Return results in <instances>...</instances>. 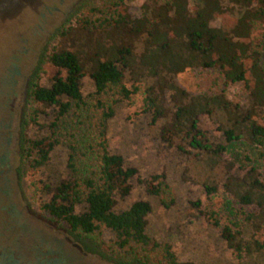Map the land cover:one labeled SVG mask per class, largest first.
<instances>
[{"label": "trees", "instance_id": "trees-1", "mask_svg": "<svg viewBox=\"0 0 264 264\" xmlns=\"http://www.w3.org/2000/svg\"><path fill=\"white\" fill-rule=\"evenodd\" d=\"M131 1L100 0L82 8L74 26L61 33L64 44L45 54L42 64L50 72L46 85L37 78L30 85L20 123V156L29 185L43 197L40 210L74 238L120 261L191 264L178 262L168 245L146 234L148 202L115 210L117 200L130 194L136 170L111 152L109 121L130 99L134 85L143 83L156 136L179 148L189 138V148L201 155L188 152V162L207 168L204 186L215 192L227 170L221 169L225 146L205 141L200 116L218 124L226 143L247 139L264 147V119H254L264 111V0H146L137 19L129 13ZM197 67L218 70L227 83H243L247 101L239 106L220 94L194 97L174 84L178 74ZM86 78L94 92L84 97ZM169 90L177 104L172 113L164 107ZM58 149L67 151V160L63 171L52 176ZM162 177H150L145 189L169 207L172 192ZM257 178L253 169L242 178H227V189L242 206L261 208L256 220L264 218V184ZM252 226L250 233L225 228L221 235L237 252L262 256L264 227ZM106 231L113 238L108 243L103 241Z\"/></svg>", "mask_w": 264, "mask_h": 264}, {"label": "rangeland", "instance_id": "rangeland-1", "mask_svg": "<svg viewBox=\"0 0 264 264\" xmlns=\"http://www.w3.org/2000/svg\"><path fill=\"white\" fill-rule=\"evenodd\" d=\"M99 1L0 0V264H135L107 256L88 240H78L51 222L40 210L43 197L29 185L28 168L20 156V123L30 85L36 78L46 85L50 72L42 64L45 54L64 44L60 35L74 26L82 8ZM144 3L146 0L130 2L133 19L142 16ZM121 38L114 40L120 43ZM174 84L194 97L220 94L239 106L247 101L244 84L227 83L216 69H187L174 78ZM134 87L135 91L126 84L134 92L118 105L107 132L111 152L120 155L127 168L136 170L130 194L117 200L115 210L136 201L148 202L151 212L146 217V234L152 241L168 245L178 262L264 264V254L239 253L221 235L225 228L250 233L253 223L264 227V218L254 216L261 208L242 206L227 189V178H242L250 169L264 184V147L247 139L226 143L218 124L200 116L198 126L205 141L213 147L225 146L221 169L227 166L226 174L217 180L215 192L208 193L204 186L207 168L202 171V165L188 162V152L201 153L189 148V138L181 148L158 138L150 122L154 109L148 107L145 85L136 83ZM93 92V84L86 78L82 94L87 97ZM176 105L174 93L165 91L166 111L174 112ZM260 118L264 119V111L254 117ZM66 160L65 149L52 155V176L63 171ZM160 175L172 192L169 207L145 189L150 177ZM103 233L105 243L113 239L108 231ZM238 237L251 240L249 235Z\"/></svg>", "mask_w": 264, "mask_h": 264}]
</instances>
